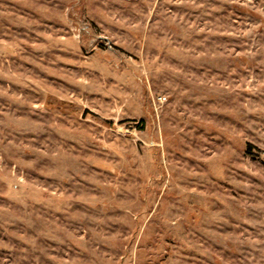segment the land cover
Instances as JSON below:
<instances>
[{
  "label": "rangeland",
  "instance_id": "1",
  "mask_svg": "<svg viewBox=\"0 0 264 264\" xmlns=\"http://www.w3.org/2000/svg\"><path fill=\"white\" fill-rule=\"evenodd\" d=\"M0 264H264V0H0Z\"/></svg>",
  "mask_w": 264,
  "mask_h": 264
}]
</instances>
